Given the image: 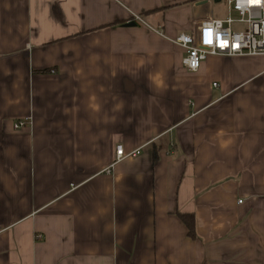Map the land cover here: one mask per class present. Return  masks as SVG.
I'll use <instances>...</instances> for the list:
<instances>
[{
	"label": "crops",
	"instance_id": "obj_1",
	"mask_svg": "<svg viewBox=\"0 0 264 264\" xmlns=\"http://www.w3.org/2000/svg\"><path fill=\"white\" fill-rule=\"evenodd\" d=\"M199 1L0 0V264H264V56L187 71Z\"/></svg>",
	"mask_w": 264,
	"mask_h": 264
},
{
	"label": "built area",
	"instance_id": "obj_2",
	"mask_svg": "<svg viewBox=\"0 0 264 264\" xmlns=\"http://www.w3.org/2000/svg\"><path fill=\"white\" fill-rule=\"evenodd\" d=\"M226 4V19L205 18L193 30L180 32L172 38L184 51L181 63L187 71H197L201 63L213 55L264 56V0H226ZM132 20L140 22L141 18L134 14ZM233 22L244 24L245 28L234 30ZM25 123L17 120L13 128L18 129ZM124 156L122 145L118 144L115 160Z\"/></svg>",
	"mask_w": 264,
	"mask_h": 264
},
{
	"label": "rangeland",
	"instance_id": "obj_3",
	"mask_svg": "<svg viewBox=\"0 0 264 264\" xmlns=\"http://www.w3.org/2000/svg\"><path fill=\"white\" fill-rule=\"evenodd\" d=\"M195 12L199 16H210L217 19H226L228 16V6L226 4V0H209L207 3H204L199 6H194ZM236 16L233 14V17ZM245 28L244 24L233 22L232 29L234 30H242Z\"/></svg>",
	"mask_w": 264,
	"mask_h": 264
},
{
	"label": "trees",
	"instance_id": "obj_4",
	"mask_svg": "<svg viewBox=\"0 0 264 264\" xmlns=\"http://www.w3.org/2000/svg\"><path fill=\"white\" fill-rule=\"evenodd\" d=\"M177 215L179 218L183 221L187 228V233L191 238H194L195 235V229H194V218L192 214L189 213H180L178 212Z\"/></svg>",
	"mask_w": 264,
	"mask_h": 264
},
{
	"label": "water",
	"instance_id": "obj_5",
	"mask_svg": "<svg viewBox=\"0 0 264 264\" xmlns=\"http://www.w3.org/2000/svg\"><path fill=\"white\" fill-rule=\"evenodd\" d=\"M214 1H219V0H214ZM204 3H207V0H201V1H199V2H197V5H202ZM126 25L127 26H134L135 25V22L130 21V22H127Z\"/></svg>",
	"mask_w": 264,
	"mask_h": 264
}]
</instances>
